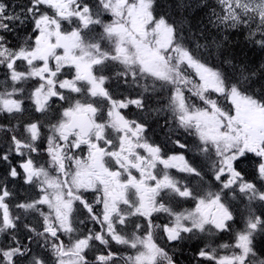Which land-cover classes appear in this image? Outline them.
<instances>
[{"label": "snow or ice", "instance_id": "1", "mask_svg": "<svg viewBox=\"0 0 264 264\" xmlns=\"http://www.w3.org/2000/svg\"><path fill=\"white\" fill-rule=\"evenodd\" d=\"M162 7L0 0V264H264V0Z\"/></svg>", "mask_w": 264, "mask_h": 264}, {"label": "trees", "instance_id": "2", "mask_svg": "<svg viewBox=\"0 0 264 264\" xmlns=\"http://www.w3.org/2000/svg\"><path fill=\"white\" fill-rule=\"evenodd\" d=\"M158 2L163 5L161 8V11H168V12H174V9L169 8V5L175 2V0H158ZM190 2H195V0H190ZM211 2V0H210ZM188 16V18L192 22H198L199 20H205L206 19V10L200 11V10H188L187 13H184ZM230 47L232 49L241 55H246L247 60L255 61V63L258 65L261 62H264V53L260 52L259 50H254L251 48V46H245L244 38L241 35H234L231 38V44Z\"/></svg>", "mask_w": 264, "mask_h": 264}]
</instances>
